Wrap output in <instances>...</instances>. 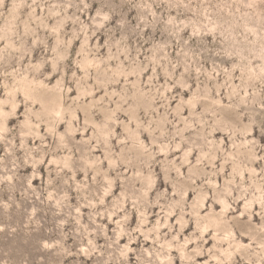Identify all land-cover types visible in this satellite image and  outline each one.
Listing matches in <instances>:
<instances>
[{"label": "rangeland", "instance_id": "obj_1", "mask_svg": "<svg viewBox=\"0 0 264 264\" xmlns=\"http://www.w3.org/2000/svg\"><path fill=\"white\" fill-rule=\"evenodd\" d=\"M0 264H264V0H0Z\"/></svg>", "mask_w": 264, "mask_h": 264}]
</instances>
